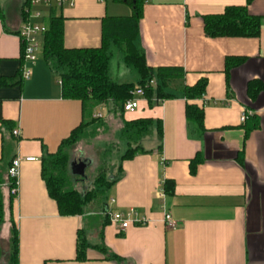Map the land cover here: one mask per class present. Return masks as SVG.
Wrapping results in <instances>:
<instances>
[{
	"label": "crops",
	"instance_id": "crops-1",
	"mask_svg": "<svg viewBox=\"0 0 264 264\" xmlns=\"http://www.w3.org/2000/svg\"><path fill=\"white\" fill-rule=\"evenodd\" d=\"M72 1L74 7L33 8L42 14L35 22L44 26L52 16L64 18L67 49L99 48L103 20L132 15L130 7L112 0ZM234 6L247 7L262 19L260 37L208 38L203 17ZM0 10V77L12 78L24 66L21 40L12 33L23 21L16 10L8 27L9 0H0ZM136 47L153 69L182 68L185 77L169 83L166 91L174 99L153 109L143 99L136 112L124 116L126 121L160 120L163 149L159 151L157 139L145 148L150 154L124 162L119 181L109 191L104 211L135 210L148 221L127 231L111 221L104 227V244L123 263L107 261L94 249L88 250V261H76L81 230L90 228L94 241L89 243L100 244L103 210L99 217L88 211L62 217L42 176L43 159L55 155L84 121L82 103L63 99L43 49L35 64H27L31 76L22 88H0L2 118L19 131L14 137L0 122V162L7 172L12 160L22 159L10 215L19 234L18 264H264V0H145ZM228 57L245 58L229 78ZM201 80L207 81L206 95L189 102L204 110L205 131L198 133L186 119L184 90ZM256 80L263 83V91L252 98L248 86ZM105 109L115 120L110 106L95 108L92 118ZM244 111L260 119L259 129L248 138L240 121ZM116 122L121 123L117 116ZM242 153L243 166L238 162ZM198 156L202 162L192 175L190 165ZM166 180L175 183L174 196L164 193ZM3 189L8 202L9 191ZM166 215L176 229L168 228ZM5 231L9 233V226Z\"/></svg>",
	"mask_w": 264,
	"mask_h": 264
},
{
	"label": "trees",
	"instance_id": "trees-1",
	"mask_svg": "<svg viewBox=\"0 0 264 264\" xmlns=\"http://www.w3.org/2000/svg\"><path fill=\"white\" fill-rule=\"evenodd\" d=\"M32 0H25L18 10V17L25 22L28 19L27 10L31 8ZM114 3L125 4L132 10L130 17H107L102 22V42L99 48L67 49L64 45V18L52 16L46 22L47 31L43 42V60L49 70L61 82L62 96L65 100L79 101L82 103L84 121L74 129L70 137L64 140L59 151L42 161V176L46 183L48 194L53 199L62 217L85 216L86 208L91 202H95L101 210L107 203L102 194L110 191L119 181L123 172L122 164L132 161L139 155H147L142 142L157 135L159 151L163 149V123L160 120L139 118L132 121L124 119L125 104L133 98V92L137 86L142 87L148 107L153 109L162 102L172 100L175 97L166 90L169 83L182 80L185 72L182 68L153 69L147 63L146 56L136 47V40L140 35V22L144 15L145 0H112ZM251 0H249V3ZM16 12V11H15ZM0 10V17L2 16ZM10 17V15H9ZM204 30L208 38H244L256 39L260 37L262 19L250 14L247 7H228L222 14L207 15L203 17ZM18 35V31L12 32ZM122 55L124 64L133 70L137 76L136 83H118L110 76V66L114 53ZM24 62V46L22 45L21 63ZM245 62V58L228 57L226 59V75L230 76L233 69ZM23 66L12 78L0 77V88L20 87L24 84ZM154 82L155 85H151ZM207 81L201 80L194 87H186L184 90L186 106V119L198 133H203L204 110L197 104H190L206 95ZM263 91L261 81H252L248 86L250 97L256 98ZM99 106H110V111L120 118L122 128L120 137L127 144V151L120 158L118 172L113 177L103 169L94 182L93 190L88 193H80L72 187L73 175L70 172V160L66 152L68 148L76 145L87 134L90 127L103 125V118H92V112ZM92 111L89 113L88 111ZM110 113V112H109ZM0 122L6 125L13 135V124L2 118L0 104ZM246 138L259 129L260 119L255 115L248 117L244 124ZM243 153L238 157L241 166L244 165ZM202 162L198 156L191 162V174L195 175L198 165ZM0 162V233L9 226L8 251H4L0 245V260L7 257L9 264H18L19 259V234L17 227L10 218L14 196L10 194L13 186L8 178V169ZM11 164H9L8 168ZM78 179V178H77ZM9 191V200L5 197L4 187ZM163 191L168 196L175 195V183L170 180L164 182ZM104 226L99 232L100 244L89 243L86 233L81 230L77 241V262L88 261V250L94 249L107 261L123 263L124 260L113 253L104 244L103 229L110 222V218L103 214ZM1 239V238H0ZM7 252V253H6Z\"/></svg>",
	"mask_w": 264,
	"mask_h": 264
},
{
	"label": "rangeland",
	"instance_id": "rangeland-1",
	"mask_svg": "<svg viewBox=\"0 0 264 264\" xmlns=\"http://www.w3.org/2000/svg\"><path fill=\"white\" fill-rule=\"evenodd\" d=\"M23 2L24 0H9L8 14L10 17L6 20L9 25L8 27L12 28L11 25L13 24V19L11 18H13L15 11L19 10ZM15 26H17V24H15ZM135 75V72L124 64L121 53H114L110 71L112 79L118 83H136L137 77ZM88 112L91 113L92 111L90 110ZM100 112L104 119L103 125L101 124V126L96 129L94 127L88 128L86 136L80 139L76 145L66 150L69 156L70 165L71 163L79 162V160H83L87 164L84 177L73 176L75 177V180L72 187L80 193H88L93 190L96 177L103 169H106L108 175L111 177L117 174L120 165V158L128 149L126 142L120 137V130H118V128L121 126V123L118 122L117 124L116 115L115 120H112L106 109L101 110ZM105 119L107 121H105ZM156 143L157 138L156 135L153 134L142 142V146L149 149L151 145H155ZM102 196L104 200L108 201L110 198V192L107 191L105 194H102ZM100 210L101 208L95 202H91L86 208L88 213L92 212V217H99V214L101 216V213H99ZM86 229L87 238L89 242L92 243L94 240L91 236L92 233H90L91 229ZM8 234L9 233H6L5 230L0 233V245L4 251L9 250L7 246L9 243ZM0 264H9L7 257H2Z\"/></svg>",
	"mask_w": 264,
	"mask_h": 264
},
{
	"label": "built area",
	"instance_id": "built-area-1",
	"mask_svg": "<svg viewBox=\"0 0 264 264\" xmlns=\"http://www.w3.org/2000/svg\"><path fill=\"white\" fill-rule=\"evenodd\" d=\"M38 6L48 9H52L54 7L62 9L65 6L74 7V2L72 0L31 1V8L27 10L28 19L22 23L18 31V37L20 38L21 43L24 46V66L22 68L24 80L29 79L31 76V71L28 69L27 64L33 65L38 60V55L43 49L44 35L47 31L46 26L35 22V20L42 18V14L40 12L33 10V8ZM151 85H155V83L152 82ZM144 98V90L142 89V87L137 86L133 92V98L129 100L124 106L125 113L127 114L136 112L139 109L140 103ZM251 115H253L252 112L244 111L241 115V123L245 124L248 117ZM95 117L102 119L103 115L96 114ZM13 136L18 137L19 131L14 130ZM27 161H33V159H27ZM21 162L22 159L20 158H15L14 160H12L7 173L9 180L13 184L10 189V194L14 196V198L18 194ZM111 203H114V200H111ZM103 214L110 218L111 223L116 225L119 231H127L132 225L145 226L148 223V221L145 218L140 217L137 212H135V210H130L127 213L111 212L109 210H105ZM165 222L168 228L176 229L177 226L172 220L171 216L166 215Z\"/></svg>",
	"mask_w": 264,
	"mask_h": 264
},
{
	"label": "water",
	"instance_id": "water-1",
	"mask_svg": "<svg viewBox=\"0 0 264 264\" xmlns=\"http://www.w3.org/2000/svg\"><path fill=\"white\" fill-rule=\"evenodd\" d=\"M87 164L84 161L74 162L71 164L72 174L75 177H84Z\"/></svg>",
	"mask_w": 264,
	"mask_h": 264
},
{
	"label": "flooded vegetation",
	"instance_id": "flooded-vegetation-1",
	"mask_svg": "<svg viewBox=\"0 0 264 264\" xmlns=\"http://www.w3.org/2000/svg\"><path fill=\"white\" fill-rule=\"evenodd\" d=\"M80 161H83V160H79V162H80Z\"/></svg>",
	"mask_w": 264,
	"mask_h": 264
}]
</instances>
